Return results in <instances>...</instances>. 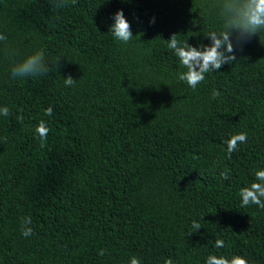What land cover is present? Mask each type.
Here are the masks:
<instances>
[{
	"label": "trees",
	"instance_id": "16d2710c",
	"mask_svg": "<svg viewBox=\"0 0 264 264\" xmlns=\"http://www.w3.org/2000/svg\"><path fill=\"white\" fill-rule=\"evenodd\" d=\"M214 3L0 0V106L10 109L0 116V264H205L213 254L264 264V209L238 196L264 169V32L196 90L178 80L187 69L165 42L209 45L222 26ZM118 10L128 44L109 33ZM38 50L50 71L13 79L12 64ZM69 75L77 82L65 87ZM241 132L248 141L229 158L224 141Z\"/></svg>",
	"mask_w": 264,
	"mask_h": 264
},
{
	"label": "clouds",
	"instance_id": "9594fccd",
	"mask_svg": "<svg viewBox=\"0 0 264 264\" xmlns=\"http://www.w3.org/2000/svg\"><path fill=\"white\" fill-rule=\"evenodd\" d=\"M52 6L61 10L70 4L75 5L77 0H50ZM214 9L216 15L221 21V28L217 31L209 32L205 38H210V44H201L194 47L189 42L181 43L177 39V34H173L169 40H165L166 47L171 50L178 58L180 64L187 69L177 75L179 81L186 83L191 89L196 90L197 86L205 81V74L217 72L224 65L233 64L237 61L235 55L237 49L243 48L244 44L249 42L252 37L264 32V0H215ZM113 24L109 28V33L120 43L128 44L134 37L131 30V24L126 19L123 10H118L112 17ZM155 23V17L150 21ZM7 37L0 34V42L6 41ZM5 55L9 58L15 57L17 52L14 49H5ZM50 71V66L46 61L43 50L35 51L24 59L16 61L10 68L13 79L37 78L46 75ZM75 81L70 75L64 78L65 87H72ZM221 93L213 89L212 99H217ZM10 109L7 106H0V116L7 117ZM47 116L53 114V109L49 107L45 110ZM17 119L23 122V116ZM50 129L45 121L41 120L35 128V134L43 142L47 140ZM248 141L247 132L233 134L224 141L228 157L239 150V145L246 144ZM7 142V137L4 138ZM255 181L246 187H242L238 196L241 198V207L257 206L264 209V169L255 171ZM223 179H228V173L222 174ZM31 216L22 217L20 221L21 234L24 237L33 235L34 230L31 227ZM192 227L198 231L201 225L197 221L192 222ZM225 242L223 239H216L214 247L223 248ZM107 250L99 251L100 256H104ZM129 264H141L138 257L132 256ZM164 264H174L171 258H167ZM205 264H248L243 256L235 255L231 258L227 256L209 255Z\"/></svg>",
	"mask_w": 264,
	"mask_h": 264
}]
</instances>
